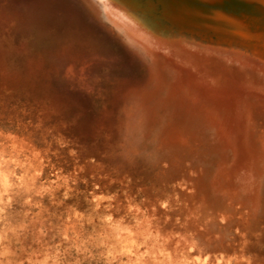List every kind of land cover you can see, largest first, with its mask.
Segmentation results:
<instances>
[{"label":"rangeland","instance_id":"obj_1","mask_svg":"<svg viewBox=\"0 0 264 264\" xmlns=\"http://www.w3.org/2000/svg\"><path fill=\"white\" fill-rule=\"evenodd\" d=\"M135 18L0 0V180L36 227L100 226L139 264H264V62Z\"/></svg>","mask_w":264,"mask_h":264},{"label":"clouds","instance_id":"obj_2","mask_svg":"<svg viewBox=\"0 0 264 264\" xmlns=\"http://www.w3.org/2000/svg\"><path fill=\"white\" fill-rule=\"evenodd\" d=\"M10 151L4 148L9 168L15 163ZM8 176L0 180V264H139L114 240L98 236L100 226L87 231L78 222L59 229L36 227L29 218L32 199L22 191L23 177L12 170Z\"/></svg>","mask_w":264,"mask_h":264},{"label":"water","instance_id":"obj_3","mask_svg":"<svg viewBox=\"0 0 264 264\" xmlns=\"http://www.w3.org/2000/svg\"><path fill=\"white\" fill-rule=\"evenodd\" d=\"M102 1L110 14L115 15L117 19L122 18L126 25H132V22L142 24L137 22L138 19L135 20V16L140 19L144 13H147L153 28L154 25L161 24L163 17L167 15V18L173 21V25L200 29L201 33L214 38L216 43L234 44L237 49H244L248 56L254 55L264 62V0ZM114 2L124 6L125 11L119 13L120 17L115 12H111ZM141 31L146 35L144 29ZM155 42L152 41L150 44L155 43L159 46V50H166L160 46L158 40Z\"/></svg>","mask_w":264,"mask_h":264}]
</instances>
